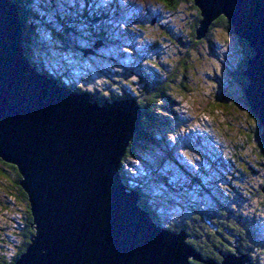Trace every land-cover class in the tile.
<instances>
[{"label":"water","instance_id":"1","mask_svg":"<svg viewBox=\"0 0 264 264\" xmlns=\"http://www.w3.org/2000/svg\"><path fill=\"white\" fill-rule=\"evenodd\" d=\"M193 3L196 39L223 16L251 50L243 96L264 149V0ZM140 117L134 98L101 105L39 73L24 55L16 5L0 0V159L17 169L34 230L14 264H216L183 230L156 224L124 184L120 162ZM218 264L253 263L228 254Z\"/></svg>","mask_w":264,"mask_h":264},{"label":"rangeland","instance_id":"2","mask_svg":"<svg viewBox=\"0 0 264 264\" xmlns=\"http://www.w3.org/2000/svg\"><path fill=\"white\" fill-rule=\"evenodd\" d=\"M29 4L35 12L41 13L42 25L39 29L42 33L54 38L55 34L49 27L59 33V28L52 23L59 14L70 25V32L77 43L90 49L88 57L77 54V51L57 49L60 63L54 65L50 62L47 70L57 73L55 66L63 67L57 73L60 78L68 75L70 84L104 97L110 93L134 100L136 94L142 97L145 93L143 89L149 87L142 70L154 77L153 72L157 71L152 63L164 67L168 61L184 57L188 50L191 68L186 77L178 74L166 97L160 99V107L150 115L153 123L161 127L157 126L161 131L154 134L156 145L138 149L136 156L127 159L121 170L130 185L145 187L149 199L156 201L153 205L165 226L167 222L177 225L188 223L196 214L191 211L193 207L200 206L202 211L210 214L213 205L209 202L208 193H200L202 188H207L225 205H234L238 213L256 224L252 225V231L260 234H256L258 242L249 255L258 264H264V199H256L250 204L249 199L247 203L241 197L243 191L240 187L247 182L240 180L243 170L252 168L253 172L260 173L263 167L259 165L261 157L258 155L253 120L243 106L239 94L242 88L233 77L241 59L237 52L239 43L235 38L226 35L220 28H214L209 44L193 45L187 49L192 45L187 25L191 18L190 8L185 4H180L174 11L167 10L158 0H30ZM49 6L53 9H48ZM68 10L73 13L76 10L79 13L91 10L92 14L89 12L88 16L92 19H84L73 26L69 22L73 13ZM101 12L108 17L101 23H106L103 30L109 31L110 27L116 36L117 42L110 48L94 47L98 39L95 33L101 28L89 22L94 20L95 13ZM179 38L180 42H189V46L179 43ZM55 40L58 42V39ZM111 52L122 54V58L113 57ZM133 62L136 66L128 72L127 68ZM165 70L161 68L159 73ZM157 76V80L161 81L162 76ZM181 83L186 90L180 89ZM163 117L169 120L168 126L160 121ZM218 163H221L218 166L222 170L216 168ZM7 165L10 164L0 159V260L10 258L20 245L26 214V205L19 191L22 188L15 183L16 177ZM221 174L228 180H224ZM158 176L166 181L163 183ZM167 184L172 188H185L186 195L182 192L176 198ZM165 203L167 205L163 206ZM251 208L256 212L249 210ZM235 244L237 241L233 240L230 245L236 247Z\"/></svg>","mask_w":264,"mask_h":264},{"label":"trees","instance_id":"3","mask_svg":"<svg viewBox=\"0 0 264 264\" xmlns=\"http://www.w3.org/2000/svg\"><path fill=\"white\" fill-rule=\"evenodd\" d=\"M17 7V15H18V25L20 30V38L21 43L24 49V55L28 58L31 66H33L39 73L44 74L50 78H53L57 81L59 85L62 86H68L71 88L72 91H77L79 93H85L88 92L92 99L99 102L100 104L103 103L106 99L107 101L122 99L123 97L126 98L125 95L122 94H113L110 93L106 97L101 96L95 92H90L88 90H83L78 86H75L66 75L65 77L60 78L58 76V72L62 68H58L55 66L57 73H52L49 70H47L46 66L50 62L51 64L57 65L59 62V56L57 54V49H60L61 51H77V54H81L83 57H88L83 55V51L87 48L83 47V45L77 43V39L73 34L70 32V25L68 22L63 19L62 16L59 14L56 15V19L53 24H55L59 28V33H57L53 28L49 27L52 31L54 38H52L49 35H46L45 32H41L39 27L42 25V18L41 13L38 14V12H35V9L32 7V5L29 4L30 0H11ZM161 2V4L167 9V10H176L180 4H185L190 8V21L188 22V28L190 30V42L192 45H188V43L180 42L179 43L187 44L189 47L187 49H191V46L193 45H206L210 43L209 36L211 32L214 30V28H220L226 35L231 36L235 38V40L239 43V46H237V52L239 53L241 59H240V65L239 67L234 70L233 77L237 80L239 85L241 86L242 90L239 93L240 97L242 99V103L244 108L246 109V113L248 114V117H250L253 122V131L256 132V139L258 141V155L261 157L260 164L263 167V171L260 173H255L252 171V168L243 170V174L240 178V180L247 181L244 183L241 191H243V195L241 196L243 200L250 201V204L252 201H255L256 199H264V149L260 142V125L257 122V119L250 113L249 109L246 106L245 99L243 96V89L247 84L246 78L242 76V72L246 67V56L251 54V50L246 46L244 41L239 40L232 32V28L229 25L228 21L223 17L219 16L216 18L208 27V31L205 34L203 38L196 39L197 33L196 30L199 27L201 16L200 11L198 8L194 6L193 0H158ZM47 2V1H45ZM60 5V4H59ZM48 9H53L52 6H49ZM99 11V9H96ZM68 12L73 13L74 11L68 10ZM89 12L92 14V11L89 10L88 12H82L79 13L77 10L73 15L70 16L69 22L76 26L77 22H83L84 19L91 20L92 16H88ZM106 13H95L96 17H94L93 21H90L89 23L96 25L98 24L100 28L98 27L99 32L95 33L96 38H98L104 47L110 48L115 46L116 44V36L111 32L110 27L109 31L103 30V26L106 27V23L101 24L104 19L108 20V17L105 15ZM58 16V17H57ZM34 20V23L32 22ZM53 20V19H52ZM32 22V23H31ZM104 31V32H102ZM110 32V34H109ZM41 34V35H40ZM113 34V35H112ZM55 39H58V42H56ZM63 41V42H62ZM60 42L62 43L60 46ZM67 43V44H66ZM73 43V44H72ZM68 44H72L69 46ZM194 46V47H195ZM56 50V51H55ZM79 51L81 53H79ZM113 57L122 58V54H118L117 52H111ZM124 55V54H123ZM121 62V59H119ZM189 52L188 50L184 54V57H178L176 61H168L167 65H164V67H161L158 63L154 62L152 63L153 66H155L156 71L155 74L153 72L154 77H150L149 73L145 70H142L144 75H146L145 83L149 84V87L146 89L144 88V92L141 96L135 95V101L137 105H139L140 111H141V117L139 120L138 128L133 133L132 139L129 141V144L125 150V153L121 159L120 165L121 169L123 167V163L130 158H133L136 156V151L138 149H142L145 145L150 144H156V138H154L155 133H160L161 127L157 124V126L153 123L152 115L153 111H157L160 107V99L166 97V92L170 85H174L176 82V78L178 74H181L183 78L186 77V72L190 70L191 66L189 64ZM117 61V60H116ZM173 62V63H172ZM60 63V62H59ZM117 65V64H116ZM134 62L131 63V66H127L129 68L128 72H130V68L134 67ZM163 68L165 72L159 73L160 69ZM72 72V71H71ZM118 72V71H116ZM56 74V75H55ZM237 74V76H236ZM157 75L162 76L161 81L157 80ZM164 75V76H163ZM237 77V78H236ZM68 79V80H66ZM66 81V82H65ZM181 90H186V86L182 83L180 84ZM143 90L141 92H143ZM109 93V92H108ZM130 93V94H132ZM140 95V94H139ZM129 96V95H128ZM131 96V95H130ZM160 121H162L165 125H169L170 122L167 118L163 117ZM155 139V140H154ZM237 160V159H236ZM4 163V162H3ZM221 164V163H220ZM218 164H215L216 168L218 170H222L219 168ZM13 172V174L16 177L15 183L18 185V182L20 181V176L17 172V169L13 165H7ZM1 172V171H0ZM249 174V176H248ZM121 175L124 183L127 185L129 181L128 178L124 176V173L121 170ZM224 175V174H223ZM221 174L222 177H224V180H228V177H225ZM249 177V178H247ZM253 178V179H252ZM162 181H166V179L162 178ZM222 182H224L222 180ZM194 184L196 181L193 182ZM242 184V183H241ZM130 188L135 189L139 193V205L146 210L152 220L160 225L163 226L165 223L160 219L159 215H157L156 207H154L156 201L153 202V200H150L147 194L145 193L144 188L145 187H132V185H128ZM169 187L170 185L167 184ZM247 186V187H246ZM170 192L173 196H177L180 193H184L186 195L185 188H172L170 186ZM188 189L192 190L191 187H188ZM22 201L26 205V214L23 220V229L21 231V242L20 245L17 247L16 251L11 255L10 258L3 259L1 258L0 264H14L15 261L20 257V255L25 251L27 245L29 244L30 238L32 237L34 230L32 229V217L29 210V206L27 203V196L26 194L20 190ZM235 194H238L236 190ZM201 194L208 193L209 196V202L212 203L213 206L210 208V214L208 212H204L201 210V207H193L191 209L192 212H195L196 214L191 216L190 221L188 223L184 224H174L167 222L164 227L169 229L172 232H180L183 230L185 234L188 236L186 243L190 245L194 250H196L202 257L203 260L212 261L216 264L220 263L223 260L224 255L228 254H246L251 262L253 264H258V262L249 254H251V249H255L254 245L258 242L257 235L260 233H256L255 230L252 231V225L256 226V224H253L251 220L249 221L248 218L245 215H242L236 211V208L234 205L231 204H224L221 200L219 201L217 198H215V195H212L210 192H208L207 188H202L200 191ZM186 197V196H185ZM225 198V197H224ZM155 200V199H154ZM171 200V199H170ZM151 201L153 202L151 204ZM247 201V203H248ZM163 203V202H162ZM154 204V205H153ZM167 205L165 203L163 206ZM253 212H256L254 208L249 209ZM248 211V210H247ZM250 222V223H249ZM233 240L237 241L236 247L231 246ZM238 245V246H237ZM237 248V251L236 249ZM192 264H198L192 261ZM203 264V263H199Z\"/></svg>","mask_w":264,"mask_h":264},{"label":"bare ground","instance_id":"4","mask_svg":"<svg viewBox=\"0 0 264 264\" xmlns=\"http://www.w3.org/2000/svg\"><path fill=\"white\" fill-rule=\"evenodd\" d=\"M57 82V81H56ZM123 96V95H122ZM130 96V95H129ZM114 99V98H113ZM172 135V134H171Z\"/></svg>","mask_w":264,"mask_h":264}]
</instances>
